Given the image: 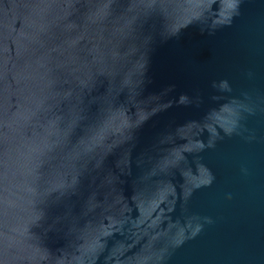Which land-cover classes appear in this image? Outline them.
<instances>
[{
	"label": "water",
	"instance_id": "1",
	"mask_svg": "<svg viewBox=\"0 0 264 264\" xmlns=\"http://www.w3.org/2000/svg\"><path fill=\"white\" fill-rule=\"evenodd\" d=\"M0 264H264V0H0Z\"/></svg>",
	"mask_w": 264,
	"mask_h": 264
}]
</instances>
